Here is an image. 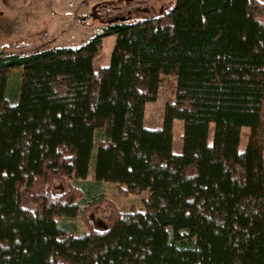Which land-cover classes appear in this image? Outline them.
<instances>
[{"label":"trees","instance_id":"16d2710c","mask_svg":"<svg viewBox=\"0 0 264 264\" xmlns=\"http://www.w3.org/2000/svg\"><path fill=\"white\" fill-rule=\"evenodd\" d=\"M104 27L77 46L0 51V264H264V1L175 0ZM162 75L174 98L149 128ZM107 185L143 207L122 210Z\"/></svg>","mask_w":264,"mask_h":264},{"label":"rangeland","instance_id":"374dc122","mask_svg":"<svg viewBox=\"0 0 264 264\" xmlns=\"http://www.w3.org/2000/svg\"><path fill=\"white\" fill-rule=\"evenodd\" d=\"M264 1V0H263ZM175 0H0V51L6 53L30 54L52 47L77 46L90 39L105 28L107 21L117 18L153 17L171 7ZM116 41V35H108L103 39L102 52L98 60L105 59L109 63ZM21 69H15L14 74ZM174 77L162 75L161 89L157 100L150 101L145 109L144 124L149 128L163 125L167 102L174 98ZM184 120L173 122V138L175 149L178 143L183 147L182 134ZM250 127L241 129L240 150H244ZM214 124L210 125L209 141H213ZM109 186L107 195L122 210L143 207V196H122L114 185ZM64 190L60 181H55L54 192ZM24 202L32 206L27 197ZM110 209L93 210L90 217L97 229L109 227L107 216ZM80 232L86 229L81 223Z\"/></svg>","mask_w":264,"mask_h":264},{"label":"crops","instance_id":"0c3cea01","mask_svg":"<svg viewBox=\"0 0 264 264\" xmlns=\"http://www.w3.org/2000/svg\"><path fill=\"white\" fill-rule=\"evenodd\" d=\"M98 58H99V55L96 56L94 58V61H93L95 69H98L100 66L106 64V61H105L106 58H104V60H102V61L98 60ZM147 104H146V106H147ZM173 149L177 153H180L182 151V146L180 145V143L177 144L176 149H175V141H174V138H173Z\"/></svg>","mask_w":264,"mask_h":264}]
</instances>
